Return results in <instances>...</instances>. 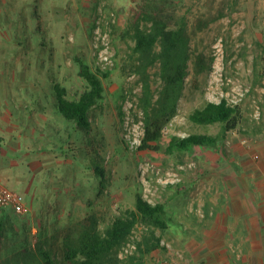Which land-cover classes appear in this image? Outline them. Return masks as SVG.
I'll list each match as a JSON object with an SVG mask.
<instances>
[{"label": "rangeland", "instance_id": "374dc122", "mask_svg": "<svg viewBox=\"0 0 264 264\" xmlns=\"http://www.w3.org/2000/svg\"><path fill=\"white\" fill-rule=\"evenodd\" d=\"M3 12L7 46L0 57L6 59L8 88L5 105L0 103V125L6 126L0 130V176L25 194L29 210L4 212L9 222L0 240V261L40 243L60 246L70 224L93 214L104 230L136 207L139 194L166 204L169 227L182 224L188 215L200 214L190 211L200 185L197 173L205 169L208 177L200 181L214 186V154L228 156L235 153L232 147L243 146L253 160L263 157L243 130L216 146L174 153L166 147L174 135H222L221 124H197L190 114L223 98L241 112L239 126L252 135L264 133V0H0V18ZM149 15L182 26L190 52L177 114L164 125L158 150L141 149L143 82L129 63L136 25L149 27ZM79 58L93 69L111 71L105 97L91 110L90 129L67 119L57 103V83L70 99L88 88ZM159 73L160 63L150 68L155 98L163 84ZM100 166L105 177L97 172ZM171 171L181 179L164 181ZM153 228L139 222L119 257L136 254L142 264H176L168 255V228L156 229L160 247L141 256L139 243Z\"/></svg>", "mask_w": 264, "mask_h": 264}, {"label": "trees", "instance_id": "16d2710c", "mask_svg": "<svg viewBox=\"0 0 264 264\" xmlns=\"http://www.w3.org/2000/svg\"><path fill=\"white\" fill-rule=\"evenodd\" d=\"M149 27L140 23L134 31L135 45L129 55L131 71L137 72L143 82V92L139 105L145 115V137L141 149H160V139L164 125L177 114L182 96L190 59L189 39L182 26H171L163 17L149 15ZM80 74L87 80L88 88L77 99L67 97L66 88L55 85L57 103L60 112L80 127L90 129L91 110L105 97L106 80L110 70L93 69L82 59H78ZM160 63L159 76L162 88L159 96L151 83L150 68ZM190 118L197 124L222 126V135L193 132L188 135H174L166 147L167 152L187 151L194 146H216L229 131L239 127L242 114L226 98L221 101H208L202 108L195 109ZM100 176L105 177L103 167H97ZM0 212V240L6 235L7 219L5 210ZM169 215L166 204L153 203L141 194L137 197L136 207L114 218L104 230L99 227L96 215H90L64 231L61 245L40 243L37 248L31 246L12 251L0 264H142L140 257L131 255L127 260L119 257V250L126 243L136 225L143 221L154 227L139 243V250L146 255L161 245L156 229L165 231L169 227ZM48 242V240L46 241Z\"/></svg>", "mask_w": 264, "mask_h": 264}, {"label": "crops", "instance_id": "0c3cea01", "mask_svg": "<svg viewBox=\"0 0 264 264\" xmlns=\"http://www.w3.org/2000/svg\"><path fill=\"white\" fill-rule=\"evenodd\" d=\"M1 15L0 49H5L6 14ZM6 72V59L0 57L3 106L4 91L8 88ZM3 128H6L4 123L0 130ZM260 129L264 132V125ZM241 130L246 133L244 136H252L258 143L263 157L255 161L245 147L238 146L239 150L232 147L235 153L228 156L214 154L217 157L216 169L212 171L214 186L200 181L208 177L205 169L197 173L200 185L197 200L190 202V211L198 210L200 214L192 212L182 224L170 222L166 232L172 242L168 255L176 264H264V133L258 130L252 135L246 126H239L226 137L233 138ZM218 162L221 164L216 167Z\"/></svg>", "mask_w": 264, "mask_h": 264}, {"label": "built area", "instance_id": "2783aa9c", "mask_svg": "<svg viewBox=\"0 0 264 264\" xmlns=\"http://www.w3.org/2000/svg\"><path fill=\"white\" fill-rule=\"evenodd\" d=\"M228 102L230 103L229 100ZM169 174L170 177L166 178V180L164 181L175 182L181 179L178 172L171 171L169 172ZM0 210L12 211L17 214H25L29 210V204L25 194L9 187L3 181L1 176H0ZM133 247L136 246L133 245ZM159 264H173V263L170 262L169 260H162L160 261Z\"/></svg>", "mask_w": 264, "mask_h": 264}]
</instances>
